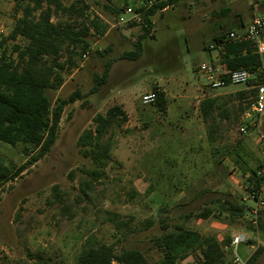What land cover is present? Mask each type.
Masks as SVG:
<instances>
[{"label": "rangeland", "instance_id": "374dc122", "mask_svg": "<svg viewBox=\"0 0 264 264\" xmlns=\"http://www.w3.org/2000/svg\"><path fill=\"white\" fill-rule=\"evenodd\" d=\"M19 1L0 0V24L8 33L21 16L16 11ZM257 1L264 4V0H181L151 19L152 36L142 42L139 59L129 61L120 58L136 50L142 25L119 24L124 16L118 8L138 5L131 0H85L87 16L74 22L88 23L96 17L104 33H91L87 58L77 52L71 59L73 65L63 73L61 88L47 92L53 103L76 90L84 99L65 108L50 153L0 190V264H77L83 250L101 244H114L117 253L138 250L150 264H159L162 253L153 242L166 232L165 225L183 224L202 236L216 238L222 246L232 233L250 231L245 219L220 215L217 209L207 220L186 221L184 217L199 214L212 199L226 198L227 193L228 199L239 202L247 195L240 168L230 158L215 159L214 152L220 149L224 154L240 147L256 155L254 135L239 132L252 104L242 114L239 106L247 108L254 98L248 84L209 90L199 67L215 61L220 65L219 53L209 52L207 47L229 31L245 29L253 7L259 6ZM73 2L63 0L65 6ZM26 44L22 39L8 42V57L17 60L11 55L14 46L24 48ZM68 58L63 52L61 60ZM109 61L112 68L107 84L86 97ZM155 88L169 100L166 114L143 104L144 96ZM241 93L245 99L239 98ZM208 98H217L220 108L230 112L228 122L218 117L213 127L204 122L200 105ZM114 106H122L128 120L122 123L120 118L105 136V141L110 136L113 145L111 160L101 183L94 184L87 198L81 195L79 184L88 179L85 172L93 171L95 165L84 156L79 140L95 129L98 115ZM260 130L264 134V112ZM0 152L7 166L26 160L22 145L13 148L0 143ZM219 159H227L228 166L217 165ZM249 163L257 169L256 161L249 159ZM56 186L59 197L55 196ZM206 188L213 194L197 198V192ZM149 221L153 226L147 229ZM261 226L259 243L250 240L248 247L239 250L248 258L253 253L249 245L262 248L254 264H264V214ZM201 259L196 252L188 262L198 264Z\"/></svg>", "mask_w": 264, "mask_h": 264}, {"label": "trees", "instance_id": "16d2710c", "mask_svg": "<svg viewBox=\"0 0 264 264\" xmlns=\"http://www.w3.org/2000/svg\"><path fill=\"white\" fill-rule=\"evenodd\" d=\"M131 1L138 5L134 8L135 12L142 14L143 34L135 44L136 50L123 54L120 59L136 61L142 53V42L152 36L151 19L158 12H164L176 6L181 0H159L146 11L140 7V3H146L149 0ZM16 11L20 12L21 16L16 19L9 37L3 40V44L7 41L16 42L18 38L25 40L27 44L24 48L14 46L11 55H16L17 60L8 57L7 49L0 58V143L13 148L22 145L26 160L21 165L7 166L3 163L0 152V190L28 173L50 153L57 141L65 108L84 99V95L80 90H76L67 99L59 98L53 103L47 92L61 88L64 83L63 73L70 66L69 64L73 65L71 59L77 52L83 56L89 52L91 33L95 31L100 36L104 33L102 23L96 17L88 23L83 22L77 25L74 22V20L84 19L87 16L89 7L85 0H74L69 6H65L63 0H20ZM118 11L123 12L119 8ZM54 16L60 17L54 22ZM61 16L68 20L64 21ZM225 35L217 37L214 41L221 45L219 60L225 71L224 78H227L233 71L247 70L254 76L248 83L249 93L254 98L257 95L256 87L264 83V59L262 60L256 53L252 42L224 41ZM207 50L210 52L209 47ZM63 52L69 54L67 61L61 60ZM111 68L112 62L109 61L101 76L95 78V85L86 97L97 93L103 85L107 84ZM153 93L157 95L154 105L156 110L161 114H166L169 108L166 94L157 88ZM238 96L240 99H245V93ZM218 101L217 98H208L200 105L203 120L211 127L215 125L218 118L227 122L230 120V112L220 108ZM85 103L86 101L84 105ZM251 104L252 102L247 108H242L240 105L241 114ZM215 113L217 116L214 115ZM120 118L122 123L128 120L123 107L114 106L105 115L100 114L95 118L96 126L93 131H88L80 137L79 147L84 156L95 165L93 171L85 172L88 179L79 184L80 193L84 197L88 198L94 189V184L101 183L105 176V168L111 160L113 145L110 136L106 141L104 138L108 136L113 125ZM211 142L216 143L213 138ZM222 157L230 158L247 180L253 178L255 174L249 159L256 161L257 168L260 166L255 154H249L240 147L224 154L220 149H216L214 158ZM216 162L218 165L222 159ZM54 192L55 196L59 197L58 186L54 187ZM211 194L213 192L206 188L198 192L196 196L200 198ZM225 197L212 199L202 212L197 215L188 214L184 219L186 221L192 218L207 220L215 215L217 209L220 215L225 214L239 221L244 220L248 215L249 207L242 200L239 202L235 198L228 199L231 197L228 193ZM263 214L262 212L260 216L259 228L262 227ZM246 225L247 229L252 231V228ZM152 226L153 223L149 221L147 229ZM164 229L166 232L153 242L154 247L162 253V260L159 264H192L187 260L196 252L202 255L198 264H223L225 262L224 247L230 244V238H226L222 246L216 238L202 236L183 224L175 225L173 228L165 225ZM251 243L250 241L249 244ZM262 252V248L257 249L249 257L247 264H254ZM113 262L150 264L142 252L129 250L117 253L114 244H101L98 247L85 249L77 260V264H111Z\"/></svg>", "mask_w": 264, "mask_h": 264}, {"label": "built area", "instance_id": "2783aa9c", "mask_svg": "<svg viewBox=\"0 0 264 264\" xmlns=\"http://www.w3.org/2000/svg\"><path fill=\"white\" fill-rule=\"evenodd\" d=\"M159 0H149L146 3H140V7L146 11L150 9ZM264 5V4H263ZM123 16L119 21V24H144L141 13H136L131 7H125L123 9ZM126 17V18H125ZM7 29L0 24V58L7 49V43L3 44V40L9 37ZM21 38H18V40ZM224 41L229 42H252L256 53L264 59V14H254L251 18L250 24L241 32L229 31L226 33ZM17 42V41H16ZM210 52L221 51V45L213 43L209 46ZM88 52L83 56L87 58ZM220 54V53H219ZM199 73L204 77L206 86L209 90L216 91L224 89L227 86H246L253 75L247 70L241 69L231 72L227 78H224L225 71L223 68H218L214 63H203L199 67ZM257 95L253 99V103L250 108V112H247L243 118L239 128V132L243 136L253 134L255 143L258 146L259 154L262 159L260 166L255 170L253 178H246L247 195L242 200L247 202L249 207L248 215L245 217L246 224H248L252 231L249 232H234L230 236V244L224 247L226 255L225 262L223 264H247L248 258H243L240 255V248L242 246L248 247L250 240H258L259 220L261 213L264 212V134L260 130L261 117L264 112V83L256 87ZM157 95L155 93L146 94L143 98V104L145 106H153L156 104ZM247 228V225H246ZM253 253L257 250L254 245H249ZM228 253L231 255L228 256ZM252 253V254H253ZM228 258V260H227ZM111 264H120L113 262Z\"/></svg>", "mask_w": 264, "mask_h": 264}, {"label": "crops", "instance_id": "0c3cea01", "mask_svg": "<svg viewBox=\"0 0 264 264\" xmlns=\"http://www.w3.org/2000/svg\"><path fill=\"white\" fill-rule=\"evenodd\" d=\"M258 2V7H255V9L253 8V15L254 14H264V5L262 4V2H260V1H257ZM257 2H256V4H257ZM253 15H252V17H253ZM251 17V18H252ZM218 57L216 56V58L215 59H217ZM218 68H223V66H221V65H219V64H217V61H215V63H214ZM225 89V88H224ZM220 90H223V89H220ZM124 110V109H123ZM125 111V110H124ZM125 113H126V111H125ZM156 119H159V116H157L156 117ZM256 157L258 158V160H259V162H260V164H261V162H262V159H261V157H260V154H259V150L258 151H256ZM220 164H222V165H224L223 167H227L228 166V162H227V159H225L224 161L222 160V162L220 163ZM245 179H246V177H244ZM221 191V190H220ZM200 192V191H199ZM213 192V191H212ZM198 193V192H197ZM191 257V256H190ZM189 257V258H190ZM189 260V259H188ZM187 260V261H188ZM193 264V263H192Z\"/></svg>", "mask_w": 264, "mask_h": 264}]
</instances>
